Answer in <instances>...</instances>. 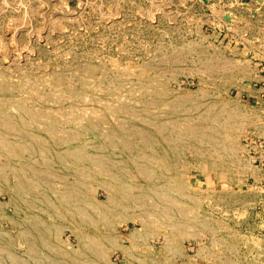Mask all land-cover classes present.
I'll return each instance as SVG.
<instances>
[{
    "label": "rangeland",
    "instance_id": "obj_1",
    "mask_svg": "<svg viewBox=\"0 0 264 264\" xmlns=\"http://www.w3.org/2000/svg\"><path fill=\"white\" fill-rule=\"evenodd\" d=\"M0 264H264V0H0Z\"/></svg>",
    "mask_w": 264,
    "mask_h": 264
}]
</instances>
